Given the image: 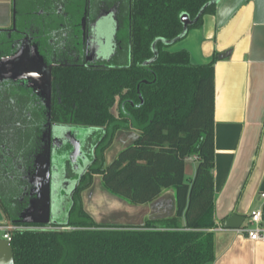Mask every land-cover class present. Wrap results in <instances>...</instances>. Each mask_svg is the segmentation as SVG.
Masks as SVG:
<instances>
[{
	"label": "trees",
	"instance_id": "1",
	"mask_svg": "<svg viewBox=\"0 0 264 264\" xmlns=\"http://www.w3.org/2000/svg\"><path fill=\"white\" fill-rule=\"evenodd\" d=\"M208 1L130 0L131 65L59 75L53 120L110 123L114 120L110 107L118 97L124 103L117 128L128 130L131 121L136 131L132 142L109 163H103L102 155L95 162L74 192L63 220L49 227L28 225L36 227L11 231L14 264H208L214 260V228L219 226L213 217L214 59L195 64L188 50L171 49L173 44L158 40L156 58L143 65L153 57L156 39L169 41L181 34L182 13L194 19ZM215 8V3L207 5L188 31L200 27L203 16ZM11 91L14 95L17 89ZM11 132L18 137L22 131ZM8 133L0 129V150L2 143L12 149L10 158L4 155L0 160V210L13 221L19 211L21 182L10 178L5 165L18 164L20 155L24 162L33 141L28 148L21 140L9 146ZM189 156L195 157L196 166L187 182L184 164ZM92 174L100 175L105 190L131 205L147 204L173 188L175 215L145 219L136 226L97 223L83 209L81 199ZM182 217L184 225L179 226Z\"/></svg>",
	"mask_w": 264,
	"mask_h": 264
},
{
	"label": "crops",
	"instance_id": "2",
	"mask_svg": "<svg viewBox=\"0 0 264 264\" xmlns=\"http://www.w3.org/2000/svg\"><path fill=\"white\" fill-rule=\"evenodd\" d=\"M55 1L0 0V29L22 25L27 15L44 16ZM180 48L188 50L195 64L214 59L213 217L220 226V220L234 212L245 221L259 209L264 223V0H219L200 27L171 46ZM222 53L227 55L219 58ZM133 138L132 131L117 132L105 152V164ZM195 166V157H187V182ZM81 199L83 209L102 224L136 226L145 219L173 217L176 211L173 188L147 204L131 205L105 190L98 174ZM177 223L183 226L184 218ZM214 251L208 264H264V241H251L232 229L214 230Z\"/></svg>",
	"mask_w": 264,
	"mask_h": 264
},
{
	"label": "flooded vegetation",
	"instance_id": "3",
	"mask_svg": "<svg viewBox=\"0 0 264 264\" xmlns=\"http://www.w3.org/2000/svg\"><path fill=\"white\" fill-rule=\"evenodd\" d=\"M53 7L51 12L47 11L40 18L27 15L22 25L0 29V32L4 33V38L0 40V59L12 56L26 46L24 59L20 63L23 76L17 80L10 77L0 78V129L9 130L6 143L12 146L21 140L28 148L33 141L24 162L20 155L18 164L11 165L13 161L10 165L4 164L10 178L14 177L15 181H21L18 189L20 194L17 197L18 205L12 203L19 208L15 219L27 207L31 198V176L35 159L44 147L41 138L45 130H49L50 136L51 188L52 180L55 179L52 176V169L56 166L52 162L53 155L62 152L75 164L73 177L67 174L65 176L67 179H73V183L70 186L68 180L64 181V188H69V193L66 194L69 205L74 192L82 185L84 177L96 166L95 162L101 155L105 164V152L114 141L117 132L135 133L136 131L131 121H128V130L117 128L121 125L119 111L124 103L120 102L118 97L110 107V113L114 117L110 123L98 125L77 123L71 119L66 121L52 119L53 98L59 97V91H57L59 75L131 65L130 0H84L83 3L80 0L72 2L56 0ZM124 13L127 17L128 29L125 42L119 35ZM54 23L55 26L51 27ZM149 63L151 62L148 60L143 65ZM142 82L149 81L144 79ZM11 88L17 89L14 95ZM139 89L140 83H137L136 92L142 102ZM133 104L131 102V105ZM74 126L87 131L82 136L73 134L70 128ZM13 128L22 131L19 138L11 132ZM74 142L77 144V149L74 148ZM1 146L0 160L4 155L5 159L10 158L12 149L5 147L4 143ZM94 175L96 174H92V179ZM52 197L54 200L51 191ZM7 220L10 219H6L3 224H8ZM10 221L11 225L21 226ZM51 223L46 224V227H49Z\"/></svg>",
	"mask_w": 264,
	"mask_h": 264
},
{
	"label": "water",
	"instance_id": "4",
	"mask_svg": "<svg viewBox=\"0 0 264 264\" xmlns=\"http://www.w3.org/2000/svg\"><path fill=\"white\" fill-rule=\"evenodd\" d=\"M218 1L219 0L208 1L205 5L201 7V9L199 10L198 14L194 19H190L186 13H182L180 16L183 25L181 34L178 37L169 41L161 38L156 39L152 45L153 57L149 60V62L153 61L157 56L155 43L158 40H161L167 44H173L177 42L181 37H184L187 34L188 26L192 24L202 14L204 8L209 4H213V3L217 4ZM23 47L20 48V50H18L14 55L9 57H3L0 59V78L10 77L14 80H17L23 76L22 66L20 63L21 60L24 59V55H25L24 52L26 46L24 49ZM226 55L227 53H222L219 55V58H223ZM41 140L44 143V147L42 152L38 154L34 162V171L30 181L32 185L31 198L28 201L27 207L19 214L17 219L12 221L13 223H17L21 225H46L51 223V177H50L49 130L44 131ZM74 145H75L74 148L77 149V144L75 142ZM126 146H124L123 148H125ZM244 219H245L244 215L234 212L228 215L227 217L222 218L220 220L221 221L220 226L225 229L238 228L241 225V223L244 221ZM5 220L0 221V224H3ZM6 222L8 224H11L10 220H7ZM0 264H14L11 244L8 240L3 239L1 236H0Z\"/></svg>",
	"mask_w": 264,
	"mask_h": 264
},
{
	"label": "rangeland",
	"instance_id": "5",
	"mask_svg": "<svg viewBox=\"0 0 264 264\" xmlns=\"http://www.w3.org/2000/svg\"><path fill=\"white\" fill-rule=\"evenodd\" d=\"M63 1L72 2L75 0H63ZM80 2L83 3L84 0H80ZM37 7L38 5L35 6L34 9L36 10ZM119 35L124 42L127 40L128 29H127V17L125 13L122 15V23L119 28ZM3 38H4V33L0 32V40H2ZM70 130L73 134H80V136L84 135L85 132L87 131L86 129L77 126L71 127ZM65 158L66 155H64V153L62 152H58L56 155H53L52 157V162L56 166L55 169H52L53 170L52 176H54L55 179L52 180V188H51L52 195H54V200L53 197L51 198V221L54 219L63 220L64 217L66 216V209L69 205V198L66 199V194L69 193V188H64V181L68 180L70 182L69 183L70 186L71 183H73V179L71 180L70 178L67 179L65 178V176L67 174V176L71 178L73 177V173L75 172V167H74L75 164H73L72 161L69 160L68 158L66 159ZM79 165L80 163L78 164V166Z\"/></svg>",
	"mask_w": 264,
	"mask_h": 264
},
{
	"label": "built area",
	"instance_id": "6",
	"mask_svg": "<svg viewBox=\"0 0 264 264\" xmlns=\"http://www.w3.org/2000/svg\"><path fill=\"white\" fill-rule=\"evenodd\" d=\"M264 196V194H262ZM25 227H36V226H15L11 224H0V236L3 239H6L10 242L11 240V231L17 228ZM221 226L214 228V230H222ZM236 234L241 235L251 241H264V223L262 221L261 211L254 210L252 211L248 218L241 223L238 228L232 229Z\"/></svg>",
	"mask_w": 264,
	"mask_h": 264
}]
</instances>
